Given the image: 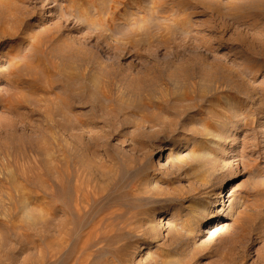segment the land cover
<instances>
[{"label": "rangeland", "instance_id": "rangeland-1", "mask_svg": "<svg viewBox=\"0 0 264 264\" xmlns=\"http://www.w3.org/2000/svg\"><path fill=\"white\" fill-rule=\"evenodd\" d=\"M0 264H264V0H0Z\"/></svg>", "mask_w": 264, "mask_h": 264}, {"label": "bare ground", "instance_id": "bare-ground-1", "mask_svg": "<svg viewBox=\"0 0 264 264\" xmlns=\"http://www.w3.org/2000/svg\"><path fill=\"white\" fill-rule=\"evenodd\" d=\"M88 1V0H87ZM86 2V1H85ZM84 2V3H85ZM28 5V4H27ZM52 64V63H51ZM49 65H50V63H49ZM51 67H53L52 65H51ZM54 67L57 69V71L60 73V70H61V67L57 64V63H55L54 64ZM51 68H49V70H50ZM52 69H54V68H52ZM56 69H54V70H56ZM50 72H52L51 70H50ZM49 72V73H50ZM63 74V73H62ZM52 75V74H51ZM57 75V74H56ZM53 76H55V74L53 75ZM62 76V75H61ZM57 77H58V75H57ZM61 78V77H60ZM34 79V78H33ZM62 79V78H61ZM64 79V78H63ZM19 80H21V79H19ZM59 80V79H58ZM15 81H17V80H14V82ZM57 81V80H56ZM62 81V80H61ZM64 81V85H62L61 86V90H59V92H58V95H57V99H58V102H57V104H56V106H54L53 108H52V110H51V112L54 114V115H57V114H59V115H61L63 118H64V122H61V121H59V122H57V121H55L54 119H53V116H50V120L52 121V123L55 125V126H61V127H63V128H67V129H69V128H72V127H74V125H75V120H77V118H78V116L77 115H74L73 113H71L73 110H74V108L76 107V105L74 104V98L76 99V93H75V91H77L76 90V85H75V83L73 82V81H71V80H67V81H65V80H63ZM33 82V81H32ZM16 83V82H15ZM17 83H19L18 81H17ZM60 83V82H59ZM62 83V82H61ZM20 84V83H19ZM22 84V83H21ZM109 86V85H108ZM39 87H40V85H39ZM85 88L87 89V87L85 86ZM110 88V87H109ZM108 88V89H109ZM82 89V88H81ZM112 89H113V87H112ZM236 89V88H235ZM140 91V90H139ZM78 92V91H77ZM112 93V92H111ZM81 94V93H80ZM138 94V93H137ZM78 95V94H77ZM205 95H207V94H205L204 93V91L203 90H196V92H193V91H191V90H186L185 91V93H184V99H186L187 101H191V100H194V102L196 103L197 101H196V98L198 97V98H202V97H204ZM111 97V96H110ZM142 97V96H141ZM216 97V96H215ZM214 98V97H213ZM217 98H219V96L217 97ZM231 98V97H230ZM22 100V99H21ZM114 101V100H113ZM23 102V101H22ZM182 102V101H181ZM115 103V102H114ZM173 103V102H172ZM180 103V102H179ZM222 102H220V106L222 105L221 104ZM117 104V103H116ZM168 104H170V103H163V101H160V100H158V98L155 96V95H153V94H150V96L148 97V99H147V101H145V105L147 106V108L148 107H156V108H159V109H162V110H166V111H168L170 114H172V116L174 115H176V116H182V114L185 112L184 110L182 111V109H179V107H175V106H172L171 107V105H168ZM123 105V104H122ZM216 106H217V104H216ZM117 107V109H118V106H116ZM115 107V108H116ZM191 107H194V111L195 110H197V111H199V113L198 114H203V113H205V111L203 110V109H205V107H204V102L202 103L201 102V99H199V101L196 103V105H194V106H191ZM122 108V107H121ZM120 109V108H119ZM118 109V110H119ZM134 109V108H133ZM188 109H191V108H188ZM117 110V111H118ZM129 111V110H128ZM140 111H142L143 112V109H141ZM188 111V110H187ZM193 111V112H194ZM197 111H195V112H197ZM121 111L119 110V112L117 113V114H119ZM123 112V111H122ZM145 112V111H144ZM192 112V111H191ZM167 113V112H166ZM187 114V113H186ZM189 114H190V112H189ZM142 116V120H140V121H138L137 122V124H147V123H151L152 124V122H154V121H156V120H162V121H165V119L166 118H164V117H162V116H160V115H157V114H155V113H151V112H146V113H144V115H141ZM193 117V116H192ZM191 117V119H193ZM129 119V118H128ZM131 119V118H130ZM179 119H180V117H179ZM189 119V118H188ZM132 120V119H131ZM175 120V119H174ZM132 121H134V120H132ZM201 121H202V123L206 126V127H208V128H210L212 125H213V123L215 122V119L213 118V117H211V118H208V119H201ZM177 122H178V120H177ZM201 123V124H202ZM116 133H114V135H115ZM62 165H64V163L62 164ZM65 165H67L66 164V161H65ZM58 167H59V165H58ZM65 168V167H64ZM61 169V168H60ZM59 169V170H60ZM48 170H50L49 168H48ZM51 171V170H50ZM66 171V170H65ZM64 171V172H65ZM62 172V171H61ZM48 175H49V173H48V171L46 172ZM45 173V174H46ZM76 173V172H75ZM82 174H84L83 172H79V174H78V176L77 177H79V178H81L82 179V183L81 184H77V185H75L76 186V192H77V196H76V203H75V210H76V214H77V216H78V222L79 223H82V224H84V223H86V224H94V226L95 225H97L99 222H101L102 220L101 219H99V216H100V213H101V211H99V209H97V203H96V200H97V197H96V195H95V200H93L92 199V194L90 195V194H88L86 191H84V186L86 185V186H88V184L89 183H91V181H93V175H92V172H88V176H86L85 174L84 175H82ZM61 175V174H60ZM62 175H64V173L62 174ZM61 175V176H62ZM70 175L71 174H68V176L66 177V178H69L70 179ZM81 175H82V177H81ZM59 177V176H58ZM75 177V176H74ZM85 177H87V181H85L84 180V178ZM64 178V177H63ZM72 178H73V176H72ZM60 180H61V178H59ZM236 179V177L233 179V180H235ZM44 180V179H43ZM66 180V179H65ZM72 180V179H71ZM45 181H46V179H45ZM63 181V180H62ZM68 181H70V180H68ZM60 182V181H59ZM63 182H65V181H63ZM67 182V181H66ZM71 182V181H70ZM86 182V183H85ZM42 183V182H41ZM44 183V182H43ZM47 184V183H46ZM58 186H59V184H57ZM64 186V185H63ZM68 185H66V187H67ZM50 187V186H49ZM53 187V185H51V187L50 188H52ZM61 187V186H60ZM45 188H48L47 186L45 187ZM58 188V187H57ZM63 188V187H62ZM59 189V188H58ZM49 190V189H48ZM54 189L52 188L51 190H50V192H52ZM89 190V189H88ZM91 190H93V189H91ZM55 191V190H54ZM95 192H97V190L95 191ZM54 194V193H53ZM95 194H97V193H95ZM65 195H67V194H65ZM64 195V196H65ZM63 196V197H64ZM68 197V198H67ZM69 194L66 196V197H64V198H67V199H69ZM49 202V201H48ZM67 202H68V200H67ZM98 202V201H97ZM68 204V203H67ZM66 205V204H65ZM48 209H50L49 211H52L51 210V208H47V210ZM231 217H228V216H225V217H223L222 218V220L221 221H223V220H228V219H230ZM98 227V226H97ZM215 227V225L213 226V227H208L207 229H213Z\"/></svg>", "mask_w": 264, "mask_h": 264}]
</instances>
